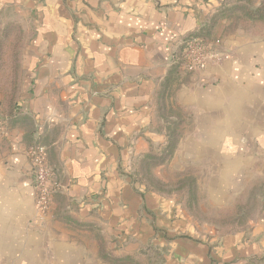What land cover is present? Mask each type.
Returning <instances> with one entry per match:
<instances>
[{"label": "crops", "instance_id": "0c3cea01", "mask_svg": "<svg viewBox=\"0 0 264 264\" xmlns=\"http://www.w3.org/2000/svg\"><path fill=\"white\" fill-rule=\"evenodd\" d=\"M230 1L0 0L27 32L17 110L0 99V264H260L264 30L203 34ZM195 35L229 59L184 72ZM35 145L56 184L43 217ZM167 167L189 183L166 188ZM244 197L263 219L211 225Z\"/></svg>", "mask_w": 264, "mask_h": 264}, {"label": "rangeland", "instance_id": "374dc122", "mask_svg": "<svg viewBox=\"0 0 264 264\" xmlns=\"http://www.w3.org/2000/svg\"><path fill=\"white\" fill-rule=\"evenodd\" d=\"M258 0H239L228 2V7L221 13L211 17L208 27L203 33L206 38H215L224 33H233L236 29L249 31L255 29L257 31L264 30V11L257 14L254 4ZM262 0H259L260 2ZM260 4V3H259ZM7 19V20H5ZM24 26V25H23ZM27 38V32L22 29L20 23L16 20H10V16L0 18V99L3 106L10 105L18 96L21 86L22 64L21 56L23 44ZM174 146L171 142L168 147ZM147 161V160H146ZM145 161V162H146ZM165 161V157L160 159H151L147 161V166L152 167L159 165ZM142 167L141 165L139 166ZM148 167L146 168L148 170ZM139 169V168H138ZM165 170V171H164ZM160 175L166 188L176 185L178 188L189 183L186 170L183 173L175 172L172 168H165ZM149 182L150 175H145ZM169 182V183H168ZM185 189V188H184ZM183 189V190H184ZM182 194V190L180 191ZM192 194H190V198ZM236 203L231 208L223 212H213L211 214V225L219 227L222 233L232 232L240 228L245 229L246 226L255 225L259 217L258 202L253 197H244L231 199L230 204ZM260 219L263 217L260 214ZM248 219L252 223H247ZM129 264H136L131 261ZM264 264V260L260 262Z\"/></svg>", "mask_w": 264, "mask_h": 264}, {"label": "built area", "instance_id": "2783aa9c", "mask_svg": "<svg viewBox=\"0 0 264 264\" xmlns=\"http://www.w3.org/2000/svg\"><path fill=\"white\" fill-rule=\"evenodd\" d=\"M178 57L181 69L188 74L197 72L206 64H218L229 59V55L221 50L219 40L207 41L198 35L184 40ZM26 156L32 168L35 209L43 217L49 211L52 197L56 192V184L47 164L44 147L35 145L26 151Z\"/></svg>", "mask_w": 264, "mask_h": 264}, {"label": "trees", "instance_id": "16d2710c", "mask_svg": "<svg viewBox=\"0 0 264 264\" xmlns=\"http://www.w3.org/2000/svg\"><path fill=\"white\" fill-rule=\"evenodd\" d=\"M257 12V14H262V11H264V0H262L259 4V6L256 8L255 10ZM202 38L206 39L204 36H202ZM18 97V96H17ZM17 97L16 99L13 101V103H11L10 105H6L4 106L7 109H12V110H17L18 106H17ZM260 260H264V255L262 257H260Z\"/></svg>", "mask_w": 264, "mask_h": 264}]
</instances>
